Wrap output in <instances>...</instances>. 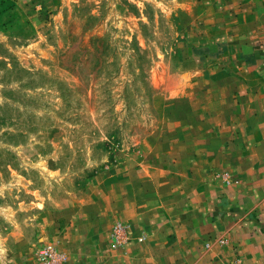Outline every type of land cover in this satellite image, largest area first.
I'll list each match as a JSON object with an SVG mask.
<instances>
[{
	"label": "rangeland",
	"instance_id": "1",
	"mask_svg": "<svg viewBox=\"0 0 264 264\" xmlns=\"http://www.w3.org/2000/svg\"><path fill=\"white\" fill-rule=\"evenodd\" d=\"M204 191L264 203V0H0V264L144 243Z\"/></svg>",
	"mask_w": 264,
	"mask_h": 264
},
{
	"label": "crops",
	"instance_id": "2",
	"mask_svg": "<svg viewBox=\"0 0 264 264\" xmlns=\"http://www.w3.org/2000/svg\"><path fill=\"white\" fill-rule=\"evenodd\" d=\"M198 196L207 202L194 205L187 214L183 211L176 220L168 215L162 225L145 231L144 243L134 241L112 251L107 241L93 239L88 249L100 252L83 253V242L67 252L76 264H264V224L251 222L253 215L264 216V203L257 209L248 203L240 206L229 192L220 198L212 191Z\"/></svg>",
	"mask_w": 264,
	"mask_h": 264
},
{
	"label": "built area",
	"instance_id": "3",
	"mask_svg": "<svg viewBox=\"0 0 264 264\" xmlns=\"http://www.w3.org/2000/svg\"><path fill=\"white\" fill-rule=\"evenodd\" d=\"M113 238L117 246L124 245L125 243H128L130 240V237H129L128 232L126 231V228L122 225H117L115 227ZM140 241H143V238H141ZM41 255L44 257L54 258V252H52L51 249H47L41 252ZM53 264H57V260Z\"/></svg>",
	"mask_w": 264,
	"mask_h": 264
}]
</instances>
